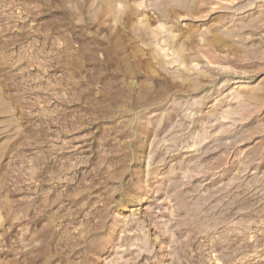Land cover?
Wrapping results in <instances>:
<instances>
[{
	"label": "rangeland",
	"instance_id": "obj_1",
	"mask_svg": "<svg viewBox=\"0 0 264 264\" xmlns=\"http://www.w3.org/2000/svg\"><path fill=\"white\" fill-rule=\"evenodd\" d=\"M0 264H264V0H0Z\"/></svg>",
	"mask_w": 264,
	"mask_h": 264
}]
</instances>
